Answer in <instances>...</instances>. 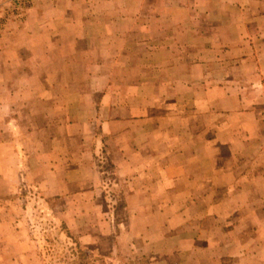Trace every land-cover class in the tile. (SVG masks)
I'll use <instances>...</instances> for the list:
<instances>
[{
    "label": "crops",
    "instance_id": "0c3cea01",
    "mask_svg": "<svg viewBox=\"0 0 264 264\" xmlns=\"http://www.w3.org/2000/svg\"><path fill=\"white\" fill-rule=\"evenodd\" d=\"M239 1L34 0L0 34V152L22 106L57 197L103 199L104 145L158 264H264V0Z\"/></svg>",
    "mask_w": 264,
    "mask_h": 264
},
{
    "label": "rangeland",
    "instance_id": "374dc122",
    "mask_svg": "<svg viewBox=\"0 0 264 264\" xmlns=\"http://www.w3.org/2000/svg\"><path fill=\"white\" fill-rule=\"evenodd\" d=\"M33 3L34 0H0V34L6 27L17 31L15 26L24 20ZM242 18L247 21L248 13L238 14L237 20ZM258 19L263 20L261 16ZM24 99L19 95V100ZM15 111V120L7 128L12 133L17 160L11 162L3 154L9 150L10 134L4 143L5 151L0 152V264H158L144 252L139 237H133L132 231L129 234L133 211L123 201L128 190L115 168L105 170L111 161L104 145L99 144L97 163L103 199L94 202L97 195L90 189L77 199L57 197L54 193L59 189L49 187L54 180L51 182L40 163L31 157L42 146L26 147L20 138L22 131L27 134L33 125L28 116L32 119L36 115L30 116L22 106ZM39 124L36 121L34 126ZM2 128L6 126L0 124V138ZM42 143L48 147L47 142ZM163 242L158 241L157 257L164 253ZM226 264H233V260Z\"/></svg>",
    "mask_w": 264,
    "mask_h": 264
},
{
    "label": "trees",
    "instance_id": "16d2710c",
    "mask_svg": "<svg viewBox=\"0 0 264 264\" xmlns=\"http://www.w3.org/2000/svg\"><path fill=\"white\" fill-rule=\"evenodd\" d=\"M99 166H100V164H99ZM107 168H112V169H114V165L112 164V163H110V164H108V166L106 167V169L105 170H107ZM99 173H101V170H100V172ZM80 248V246H78V248L77 249H79ZM78 252H80L81 254H82V252H81V250H79ZM231 262V260L230 259H225V264L227 263V262Z\"/></svg>",
    "mask_w": 264,
    "mask_h": 264
}]
</instances>
